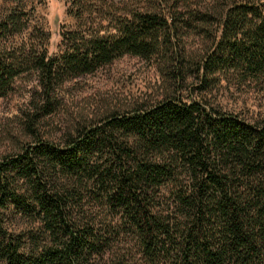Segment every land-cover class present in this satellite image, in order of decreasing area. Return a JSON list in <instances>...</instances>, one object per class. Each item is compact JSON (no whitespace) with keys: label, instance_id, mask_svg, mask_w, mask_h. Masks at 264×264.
<instances>
[{"label":"trees","instance_id":"trees-1","mask_svg":"<svg viewBox=\"0 0 264 264\" xmlns=\"http://www.w3.org/2000/svg\"><path fill=\"white\" fill-rule=\"evenodd\" d=\"M92 2L71 1L84 29L60 32L54 56L8 49L9 36L26 27L22 12L0 21V97L23 70L36 71L48 114L58 85L120 56L183 64L181 30L212 22L213 48L196 69L202 88L221 69L264 77V0H225L213 14L196 0H144L111 21L100 11L88 22ZM104 22L110 30H101ZM185 77L181 69L173 75ZM168 186L165 198L160 188ZM90 194L107 210V225L84 218ZM8 204L35 215L48 242L8 233L0 219V264H98L121 233L148 264H264V125L197 99L110 114L62 146L38 138L1 157L0 208Z\"/></svg>","mask_w":264,"mask_h":264},{"label":"rangeland","instance_id":"rangeland-1","mask_svg":"<svg viewBox=\"0 0 264 264\" xmlns=\"http://www.w3.org/2000/svg\"><path fill=\"white\" fill-rule=\"evenodd\" d=\"M71 1L0 0V21L14 11L22 12L27 18L26 27L6 40L8 49L26 54L57 55L63 48L60 32L84 29V20L76 19L69 12L76 9L72 8ZM196 1L198 10H206L210 14L220 12L225 2ZM143 3L144 0H93L91 11L94 13L90 17L86 15V19L88 22L97 21L95 12L101 11L111 21L120 14L124 5L139 7ZM112 4L115 14H112ZM201 5H206L205 10ZM185 11L180 10L177 17L186 18ZM107 23L102 24V31L110 30L112 23ZM216 30L214 22L199 32L197 29L181 30L179 45L183 46L182 53H185V62L181 65L165 63L158 58L145 60L123 55L92 73L68 79L52 93L51 112L48 114L42 108L45 98L38 73L23 70L13 79L11 90L0 97V158L19 153L38 138L62 146L69 136L98 124L110 114L145 109L168 98L184 103L197 99L207 108L237 116L252 125H264V77L250 78L240 76L234 70L221 69L208 78L209 84L202 88L203 81L196 69L201 59L212 50ZM178 69L185 72L183 82L173 78ZM170 188H160L161 196L167 198ZM83 203L84 218L98 226L109 223L107 210L94 194L87 195ZM0 219L8 233L32 234L40 246L48 242L35 215L23 214L8 204L0 208ZM25 241L30 244L26 237ZM107 251L96 263L148 264L140 256L136 242L123 233L113 239Z\"/></svg>","mask_w":264,"mask_h":264}]
</instances>
